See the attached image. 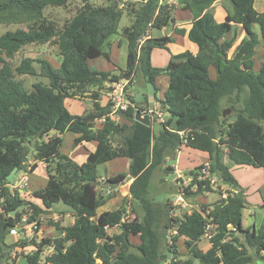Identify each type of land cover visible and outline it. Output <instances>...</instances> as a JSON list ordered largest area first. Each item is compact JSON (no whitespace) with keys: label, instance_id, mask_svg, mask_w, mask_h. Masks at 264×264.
Instances as JSON below:
<instances>
[{"label":"trees","instance_id":"trees-1","mask_svg":"<svg viewBox=\"0 0 264 264\" xmlns=\"http://www.w3.org/2000/svg\"><path fill=\"white\" fill-rule=\"evenodd\" d=\"M70 1L0 0V25H28L27 30L0 37V54L12 58L27 45L56 39L62 59L55 68L45 59L25 58L14 70L0 57V264L15 262L14 250L29 246L35 250L27 255L26 264H40L47 248L52 253L44 264H252L254 257L262 258L264 226L243 228L247 201L242 188L241 194H221L212 206L202 205L200 210L168 220L166 205L150 198L155 172L183 147L208 156L209 167L195 171L207 169L211 177L233 190L238 183L230 166L264 169V63L255 69V49L260 42L264 48V12L257 11L256 0H228L232 11L223 22H217L213 14L220 0H181L182 5L180 0H123L121 8L115 7L116 0L106 7L82 0V9L59 29L44 16V10L66 7ZM178 9L192 14L188 29L176 27ZM123 10L132 20L122 30L128 43L126 68L115 70L119 74L99 71L90 62L110 61L107 49L119 34ZM166 28L187 37L198 51L172 54L166 67L155 68L153 52L168 50L175 40L150 33ZM239 30L244 37L236 45ZM34 63L40 66L39 73ZM139 72L157 92V78H169L164 98L157 100L168 118L157 134L155 118L150 127L135 120L142 108L134 98L129 97L134 106L120 114L119 123L110 117V101L106 107L100 105L103 93L112 90L108 84L123 79L131 84ZM16 75L44 77L50 84L35 83L28 92ZM85 98L93 101V111L72 116L65 102ZM150 104L145 98L142 106ZM66 133L76 136L73 149L96 143L83 164L61 151ZM114 139L120 141L115 144ZM117 159L130 161L129 196L118 209L99 213L107 200L97 190L99 168ZM39 163L46 166L47 184L33 192L31 199L22 198L18 190H12L9 178L14 172L32 174ZM199 175L190 172L192 183L183 193L186 198L216 191L210 179L200 180ZM60 202L72 210L73 225L50 222L58 234L55 238L7 243V237L25 222L38 233L41 217L52 214ZM129 213L136 221L128 220ZM204 237L211 245L206 253L198 248ZM183 238L185 254L178 249Z\"/></svg>","mask_w":264,"mask_h":264},{"label":"rangeland","instance_id":"rangeland-1","mask_svg":"<svg viewBox=\"0 0 264 264\" xmlns=\"http://www.w3.org/2000/svg\"><path fill=\"white\" fill-rule=\"evenodd\" d=\"M110 0H90V3L95 7H106L109 5ZM136 2V0H135ZM224 6H220L224 9H230V2L225 1ZM83 1L82 0H72L68 3L66 7H52L49 6L44 10V16L54 22L59 29H62L65 23L68 20L74 18L77 13L82 9ZM118 7H122V2H119ZM255 7L257 11L264 12V0H256ZM216 19L219 22V11L216 10ZM191 15V14H190ZM132 23L131 18L128 16L126 10H123V16L119 25V34L112 37L111 43L112 46L117 47L118 40L124 39L122 36V30L125 27L130 26ZM18 29L27 30L28 25L25 23L22 24H3L0 25V37L8 32H15ZM254 30L259 33V26L255 25ZM151 34V33H150ZM125 40V39H124ZM125 44V43H124ZM191 46H195L188 39L185 41H178L176 45H170L168 50H156L152 55V65L155 68H164L167 66L171 55L181 53L187 50H190ZM196 47V46H195ZM197 48V47H196ZM107 51H110L107 49ZM113 57L117 61V63L122 67L126 68L127 63V49L124 45L120 49L113 50ZM256 55V67L258 70L262 64L264 63V48L263 44H260L255 49ZM0 57L5 60L10 66L15 70L18 66L21 65L22 61L25 58H32L34 60L45 59L49 61L55 68H59L61 64V56L59 53V48L57 45V40L53 39L46 44H33L27 45L23 47L14 57L8 58L4 54H0ZM98 61H92L91 66L96 67ZM102 63V69H108L109 66L107 64V60L102 59L100 61ZM34 67L36 71L39 73L40 66L34 63ZM101 68V67H100ZM120 70V69H119ZM124 70V69H123ZM210 72L215 78V71L210 69ZM119 74V72H117ZM17 80L22 81L25 84V89L30 92L32 91V86L35 83L42 82L45 85H49L50 81L44 77L40 76H18L16 75ZM163 81L161 79V82ZM108 88L112 89V85L108 84ZM129 97L134 98L136 106H142L145 98H152L154 96L159 99L161 94L157 92L152 84L145 81L141 72L137 74L134 80L131 82L128 87ZM107 92L103 93V96L100 100V105L102 107H106L108 104V99L106 97ZM245 96L243 97V100ZM84 100V102H82ZM81 100H67L65 102V107L68 112L74 117H82L86 110L88 101L87 98ZM86 101V102H85ZM225 100L223 101L224 106ZM163 110V108H162ZM165 116L164 119L168 118V115L165 111H163ZM235 118L230 119L228 122H233ZM116 122H121V118ZM264 126V122H261ZM160 124L154 123L153 130L157 134L160 129ZM72 134H67V137L64 139V143L62 144L61 151L65 154L66 152H71V147L73 141L71 140ZM119 139H114L113 142L116 144L119 142ZM90 149L89 147H87ZM86 155V149L83 147H79L74 150V152L70 155V158L74 160L76 163L80 164L83 161V158ZM33 160H29V164L32 163ZM225 162L228 164V159H225ZM208 156L202 152L183 147L176 154H173L170 158H168L165 162V167L160 168L154 174L151 188H150V198L154 200L155 203H161L166 205L167 215L166 220L169 218H179L184 216L185 214H190L195 210H200L202 205H210L212 206L217 201L221 199V194L227 195L228 192L237 193L236 190L230 188L227 184H224L220 181V179L216 176H213L212 179H215V192L206 193L200 196H184V190L192 183V177L190 176V172H195L196 174H203V171L198 172L195 171L197 168L202 166L209 165ZM167 168L171 169V171L167 170ZM200 171V170H199ZM230 171L234 176L235 180L238 183V188H242L244 190V195L246 196V207L243 210L242 222L244 229H259L261 226H264V169L262 168H254L251 166H242V167H233L230 166ZM129 172V164L128 159H117L103 165L99 168L100 175V185L98 187L99 194L103 195L107 198L104 207L99 210V213L103 211H113L118 209L124 199L129 196V187H130V177L126 174ZM30 173H22L21 176H26ZM20 176V177H21ZM118 176V177H116ZM19 177L18 172H14L10 178L9 182L12 185V190L16 191L21 188V190H25L24 193H20L22 198L31 199L28 194V186L29 182L25 181L21 187L18 189L14 188L13 183ZM116 177V178H115ZM115 178V179H114ZM20 180V178H19ZM118 183H116V181ZM192 193L195 192V189H192ZM109 197V198H108ZM182 198V200L180 199ZM66 211H70V208L64 205L62 202L57 203L52 208V214L44 215L41 217L42 227L44 233L38 234L35 232V226L31 225L29 227L28 222L22 223L17 230L19 237L12 238L13 243L19 242L20 240H25L26 242H30L35 239L37 242H40L44 238H52L54 234L56 236V229L51 226L50 222H58L60 225H69L70 218L67 217ZM128 220L136 221L135 216L129 213ZM15 231V230H14ZM173 231V230H172ZM170 231L169 236H172L173 232ZM212 229L208 232L211 234ZM170 237H168V241L170 242ZM135 242L137 240L133 239ZM210 241L208 237H204L199 243L198 248L203 253H206L210 249ZM178 249L181 254L186 253L185 248V239H181L178 243ZM35 250L33 246H29L25 249L20 247L14 250L13 256L15 258L14 261H10L9 264H26L27 255L32 253ZM51 254V250L49 248L45 249L41 263H45V259ZM262 258L254 257L252 264H264V253L261 255Z\"/></svg>","mask_w":264,"mask_h":264},{"label":"crops","instance_id":"crops-1","mask_svg":"<svg viewBox=\"0 0 264 264\" xmlns=\"http://www.w3.org/2000/svg\"><path fill=\"white\" fill-rule=\"evenodd\" d=\"M225 1H227V0H220V1H218L215 5H214V10H213V14H214V16H215V19H216V14H217V9L218 10H220L219 11V22H223L224 21V19H225V17H226V15H227V13H229V12H231L232 11V5H231V3H230V6H231V8L230 9H224V8H222V7H220V6H225L226 7V5H225ZM220 5V6H219ZM191 13L190 12H184V11H182V10H180V9H178V10H176V12H175V19H176V27L177 28H185V29H188L189 27H190V23L192 22V19H193V16H192V14L190 15ZM217 20V19H216ZM218 22V21H217ZM239 40L237 41V44L236 45H238L239 44V42L241 41V39L244 37V34L241 32V30H239ZM152 37H160V36H165V35H168V36H172L173 38H174V40H175V43H173L174 45H176L177 44V42L178 41H185L186 39H187V37H182V36H178V35H176V34H174V31H173V28H166V29H163V30H161V31H157V30H155V31H152L151 32V34H150ZM189 41V40H188ZM111 43H114V41H112ZM125 43V44H124ZM191 43V42H190ZM172 44V45H173ZM193 44V43H192ZM126 46V49L128 48V43H127V41L126 40H124V39H122V40H118V42H117V47L116 46H112L109 50V53H110V61H108L107 60V64H108V66H109V68L108 69H102L103 67H102V63L100 62L102 59H104V58H100V59H97V60H94V61H98L97 62V64H96V69L97 70H99V71H104V72H114V73H116L117 74V72L115 71V70H117V69H121V70H123V69H125V68H122L118 63H117V61L114 59V57H113V50H115V48L116 49H120L121 47H123V46ZM194 45V44H193ZM196 46V45H195ZM195 46H191L190 47V50L189 51H191L192 53H194V54H196L197 53V51H198V49L195 47ZM156 51V50H155ZM177 54H179V53H177ZM173 55H176V54H173ZM104 60H106V59H104ZM90 64H91V62H90ZM126 65H127V63H126ZM101 67V68H100ZM211 77L213 78V76H212V74H211ZM161 79H162V81H163V84L162 83H160L161 82ZM168 84H169V78L167 77V76H165V75H162V76H159L158 78H157V86H158V88H159V93L161 94V97L159 98V99H156L157 97H152V98H150L149 99V101H150V103L152 104V103H158L159 104V102H157V100H162L163 98H164V93H165V91L167 90V88H168ZM108 94L109 93H107L106 94V97H107V99H108V101H109V97H108ZM87 101H88V104H86L87 106V110H86V112H85V114L84 115H87V114H90L92 111H93V109H94V104H93V101H91L90 99H87ZM82 102H84V100L82 101ZM86 102V101H85ZM100 123V122H99ZM67 134H69V133H66L64 136H63V143H64V139L67 137ZM71 134V133H70ZM75 135L74 134H72L71 135V140L73 141L74 139H75ZM79 147H83V148H85L86 149V155H85V157L83 158V161H81V163L80 164H83L86 160H87V158H88V156L90 155V153H92V152H94L95 151V149H96V143H84L83 145H80V146H78L77 148H79ZM87 147H89L90 149H88ZM76 148V149H77ZM74 150L75 149H73V144H72V147H71V152L70 153H68V152H66L65 154L66 155H68L69 157H70V155L74 152ZM209 162V161H208ZM128 164H130V161L128 160ZM106 165V164H105ZM19 174V177H18V179L17 180H15L14 181V183H13V186H16V184L18 183V181H19V178H20V176H21V174L22 173H18ZM26 178H27V181L29 182V185H27L29 188H28V194L30 195V194H32L33 192H35V191H37V190H39V189H41V188H44L45 186H46V184H47V181H48V176H47V170H46V166H45V164H42V163H39L38 164V167H37V169L35 170V172L34 173H32V174H27L26 175ZM130 184H131V182H130ZM11 188H12V185H11ZM19 192L20 193H24L25 192V190H21V188L19 189ZM243 194H245L244 193V190H243ZM34 203H36V204H38V205H40L41 206V202L40 201H36V200H34ZM66 213H67V217L68 218H70V224L69 225H64V224H62L61 226L62 227H68V226H71V225H73V223H74V217H73V214H72V210L70 209V211H66ZM53 215V214H52ZM29 227H31V224L30 225H28ZM42 232L44 233V231H43V229H41L40 228V230H39V232L37 233V235L38 234H42ZM14 236L15 237H19V235H18V232H17V230H15V231H13L8 237H7V243L8 244H12L13 243V240H12V238H14ZM58 236V234L56 233V236H55V234H54V237H52V238H55V237H57ZM51 250V249H50ZM51 253H52V250H51Z\"/></svg>","mask_w":264,"mask_h":264},{"label":"built area","instance_id":"built-area-1","mask_svg":"<svg viewBox=\"0 0 264 264\" xmlns=\"http://www.w3.org/2000/svg\"><path fill=\"white\" fill-rule=\"evenodd\" d=\"M130 84V80H121L119 83H114L112 85V90L109 92L108 97H109V101L112 104V114H111V118L114 121H117L120 119V114L122 112H126L130 106H134L130 99H129V91H128V86ZM142 110L139 111L141 112L143 115L144 114H148L150 116V118H155L156 122H158L159 124H163L166 122V120L164 119V112L161 108V106L157 103H152L150 104L149 107H141ZM105 120H100V123H103ZM209 165H206V168H208ZM203 174H207L206 176H200L199 179L200 180H207L210 179L211 184L214 186L215 185V179H212V177L210 176L209 173H207V169L203 170ZM27 181L26 176H21L20 180L18 181V183L16 184V186H14V188L18 189L19 187L22 186V184ZM227 195L224 194V197H226ZM182 200V198H180Z\"/></svg>","mask_w":264,"mask_h":264},{"label":"water","instance_id":"water-1","mask_svg":"<svg viewBox=\"0 0 264 264\" xmlns=\"http://www.w3.org/2000/svg\"><path fill=\"white\" fill-rule=\"evenodd\" d=\"M119 2L123 3V0H116L115 1V7L116 8L118 7ZM179 4L182 5V1L181 0L179 1ZM135 120L140 122V123H142V124H144L147 127H150L151 123H152L150 116L148 114H144L143 115L141 112H136ZM235 190H236V192L238 194H241V189L240 188L237 187Z\"/></svg>","mask_w":264,"mask_h":264}]
</instances>
